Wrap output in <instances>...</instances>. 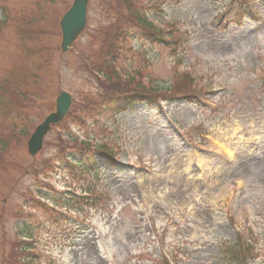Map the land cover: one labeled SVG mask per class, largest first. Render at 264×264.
<instances>
[{
    "label": "rangeland",
    "instance_id": "1",
    "mask_svg": "<svg viewBox=\"0 0 264 264\" xmlns=\"http://www.w3.org/2000/svg\"><path fill=\"white\" fill-rule=\"evenodd\" d=\"M71 2L0 0V82L22 76L28 93L4 95L5 113L29 134L61 90L72 97L35 156L28 135L0 152V264L28 254L22 229L35 239L37 264H164L166 254L173 264H224L225 246L240 233L259 250L252 263L264 264V0H168L150 16L171 33L169 44L132 38L117 66L121 84L112 86L96 83L82 62L99 47L102 0H88L85 32L59 49L56 24ZM40 49L53 65L34 71L31 52ZM137 71L149 92L170 100L192 92L196 101L90 111L92 101L122 95L118 87ZM73 139L107 145L125 167L32 172ZM53 204L66 215L58 226L47 220Z\"/></svg>",
    "mask_w": 264,
    "mask_h": 264
},
{
    "label": "trees",
    "instance_id": "2",
    "mask_svg": "<svg viewBox=\"0 0 264 264\" xmlns=\"http://www.w3.org/2000/svg\"><path fill=\"white\" fill-rule=\"evenodd\" d=\"M168 0H106L108 5L105 9L106 20L102 25L95 29V32L100 36L99 47L92 51L87 66L90 72L96 76V83L104 84L105 86H112L113 84H121V70L117 69L120 59L124 60L129 57L131 48L129 41L136 38L146 41L149 44H157L160 46L168 45L171 33H164L161 26L155 23L151 18V13H159L162 11L161 4H165ZM228 9V8H227ZM244 9H247L244 6ZM228 10H226L227 13ZM129 73V72H128ZM139 72L127 74V82L129 87H118L117 90L122 91V95H110L108 98H102L95 106L92 101L90 111L98 108H108L115 113L123 112L134 108L137 103L145 102L151 103L157 100L162 95L153 94L148 89L143 87L140 82L135 80V76ZM25 78L20 76L12 83L8 80L0 82V152L6 150L9 146V138L14 140L20 136H27L28 131H22L17 122V115L14 113L7 115L6 107L8 101L3 99L6 94L17 92L20 96L26 98L28 93L25 89ZM140 85L145 88L143 89ZM132 88H134L132 90ZM194 93L178 92L171 94L176 100H184L191 102L192 98L196 97ZM95 96V95H93ZM96 98V97H94ZM164 98V97H163ZM18 118H20L18 116ZM7 132L4 136L3 132ZM71 147L67 152L52 154L49 159L48 167L44 169V165L39 164L34 166L33 173H44L53 166H60L69 171H83L89 172L96 170L101 165L110 167H120L116 160V153L107 145L101 144L94 147L90 146L87 140L73 139ZM1 161V157H0ZM34 165V163H33ZM60 204V201H58ZM49 207L47 220L51 225L58 226V224L66 217L65 212L56 207L54 204ZM23 219V216L20 217ZM21 238V236H20ZM26 240H19L23 252L33 247L31 237L26 236ZM253 249L249 242H242L241 237L238 236L236 242L227 244L225 251L222 252V262L224 264H251ZM39 253L29 251L24 258L21 259V264H37L36 258ZM19 262L17 264H20ZM165 264V263H164Z\"/></svg>",
    "mask_w": 264,
    "mask_h": 264
},
{
    "label": "water",
    "instance_id": "3",
    "mask_svg": "<svg viewBox=\"0 0 264 264\" xmlns=\"http://www.w3.org/2000/svg\"><path fill=\"white\" fill-rule=\"evenodd\" d=\"M87 0H74L71 8L63 16L60 24L62 27V49L66 50L73 39L81 32L85 24ZM70 104L69 95L62 92L56 99V112L51 113L46 119L35 129L30 136L27 146L30 154H35L42 146L43 136L49 129V124L57 122L66 112Z\"/></svg>",
    "mask_w": 264,
    "mask_h": 264
}]
</instances>
